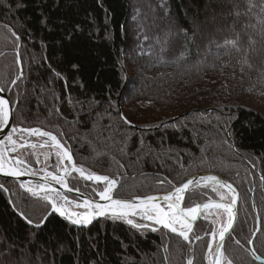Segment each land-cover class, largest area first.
Masks as SVG:
<instances>
[{
	"label": "trees",
	"instance_id": "1",
	"mask_svg": "<svg viewBox=\"0 0 264 264\" xmlns=\"http://www.w3.org/2000/svg\"><path fill=\"white\" fill-rule=\"evenodd\" d=\"M4 1L7 6L0 0V85L5 90L11 86L9 98L14 104L18 102L16 124L52 132L74 162L89 172L121 177L113 193L117 198L166 193L172 190L168 181L178 186L192 175H219L239 194L237 225L223 251L232 264H262L255 257L264 260V114L248 104V97L264 98V0H252L250 18L241 19L260 30L259 38L252 36L255 43L249 44L250 34L237 23L232 32L218 37L216 44L221 46L200 65L193 64L195 51L202 49L214 32L206 29V35L194 37L182 8L187 6L199 24L206 0H164L165 7H161V0ZM132 2L146 3L162 16L173 13L179 30H187L186 39L175 36L168 46L172 54L180 56L178 66L168 58L152 61L156 50L152 37L160 35L163 24L136 29L133 24L142 11L137 8L130 20ZM219 7L217 12L213 6V11L224 14L225 9L221 4ZM223 7L227 8L226 4ZM45 18L46 26L40 23ZM222 25L220 30L226 31V23ZM12 32L20 39L16 40ZM237 33L246 55L231 46L222 47ZM36 58L40 59L38 65L31 66ZM74 64L78 71L72 70ZM17 76L21 79L11 84ZM31 88L48 102L47 106L33 93H25ZM69 100L74 106L83 100L93 107L90 112L74 114ZM121 113L133 126L120 120ZM233 113L238 119L232 121V135L227 137L233 145L230 148L223 143L218 127L212 129L207 123H212L214 116L223 120ZM21 117L23 124L18 123ZM198 120L209 125L203 130L206 139L200 138L196 146L184 133L188 141L181 143L174 127ZM117 128L120 133L116 148H112L117 155L114 165L108 153L91 159V142ZM140 135L153 147L162 136L165 145L185 149L191 156L171 155L163 164L135 158ZM125 149L127 154H123ZM69 180L71 187L86 193L94 188L76 176ZM0 184L7 189L0 188V264L8 260L11 246L9 260L14 264H24L22 259L26 264H187V243L161 229L137 230L104 218L81 229L56 214L36 229L19 211L38 222L49 211L48 203L24 192L17 183ZM214 195L212 185L191 187L184 204L193 206ZM252 200L260 221L252 241L254 252L249 246L257 229ZM211 228L209 217L195 226L199 235ZM205 246L206 239L193 245L194 264H205Z\"/></svg>",
	"mask_w": 264,
	"mask_h": 264
},
{
	"label": "snow or ice",
	"instance_id": "2",
	"mask_svg": "<svg viewBox=\"0 0 264 264\" xmlns=\"http://www.w3.org/2000/svg\"><path fill=\"white\" fill-rule=\"evenodd\" d=\"M164 0H161V7H165ZM42 25H47V18L42 19L40 21ZM175 23V22H173ZM79 26L77 25V28ZM179 28V25H176ZM182 31L186 34L187 30L182 29ZM179 34V33H177ZM12 35L16 37V40H19L20 37L12 32ZM71 39V36H69ZM147 39V37H145ZM243 41L239 33L236 34L235 39L225 40L224 45L222 47H233L235 50L240 53L244 52L246 55V51L241 47ZM255 41L249 38V44H254ZM220 47V45H218ZM19 62V61H18ZM73 71H78V65H72ZM57 77H60V73H55ZM21 79L20 76H17L15 79L11 81V84L16 85L17 82ZM4 88H0V92H3ZM18 102L16 104V109H18ZM15 110L12 106V102L9 99L0 98V129L6 128L9 126L10 119H14ZM238 116L236 114H230L223 118L222 121L218 123V134H222L224 139L223 143L227 144L230 148L233 145L229 142L227 137L232 135V121L237 120ZM120 120L123 121L124 124H131V121L127 119L122 113L120 115ZM19 124L25 123L24 118L21 117ZM27 133L28 135H39L40 137H47L48 141L51 142V147L55 149V155L57 157V172H45L43 177V183H41L37 190H34L33 186H25L24 183H20V188L25 189L29 192H32L34 196H38L40 192H43L44 195L41 197L44 201L51 205V211L45 213V215L37 222L34 219L30 218L23 211H19V215L31 226L36 229L42 228L50 215L58 214L64 220H66L70 226H75L77 228H87L90 226L94 220L98 218H104L106 220L110 219L112 222H123L127 225L131 226L133 229H147L150 227L148 223L144 222H136L134 218H139V221H150L154 225H159L164 229H167L169 232L176 234L183 241L189 242V244L194 243L195 241H202L204 238L196 232L194 227V222L197 220L198 213H200V209H208L215 208L217 210H222V214L227 216L226 223H223L219 228L213 227L210 229L211 235L215 240V249L213 248V243L211 241L208 242L207 248L208 253L207 257L209 259V264H232V261L228 259L224 252L221 251L224 248V239L226 234H229L230 230L233 229V221H234V212L233 205L237 203L239 194L236 192V189L233 188L231 184L223 182L219 180L214 175H205L201 176L198 180L188 179L186 183H181L180 186H176L168 181L171 185L172 190L168 191L163 196V201L166 204V208L161 206L160 204L154 203L155 197L148 195L144 198H139V202H133L126 199L114 198L113 192L114 190H118L117 179H111L107 175H96L92 172H89L87 169L83 167H77L73 163V156L70 151L61 144L60 140H58L57 136L54 135L50 131H41L38 128H19L12 127L10 133H8L3 139H0V173L6 176H11L14 178H18L23 176L28 171L26 168L21 167L26 162L23 158H18L15 160V165L10 167L11 160L8 159V151L15 153L17 151V141L13 139V134L17 133ZM48 141H45L41 147H44L48 144ZM10 146V148H9ZM32 148H35L36 145H30ZM20 148H24V144L19 145ZM47 159V157H45ZM67 160L69 164L72 165L71 170L67 166H64L62 170V174L60 171V165ZM79 173L80 178L85 181H101L104 182V186L102 189L93 188L92 191L99 195L100 200L106 201V204L96 203L90 199H85L82 204L75 203L72 200H69L67 195L55 192L52 194L51 182H55L60 184L62 187L66 188L68 191H77L79 192V188L70 187L71 181L68 179L71 177V174ZM87 173V174H86ZM30 174L35 175V172ZM213 182L212 190L216 192L220 196L219 203H205L203 205L197 203L195 207L186 206L184 208L181 207V201L185 200V193L189 190L190 186L196 187L200 185V182ZM162 185L164 181H159ZM207 186V185H205ZM0 188L7 191L3 185H0ZM226 191H221V190ZM73 205L76 208H84L85 211L79 212L72 210ZM207 215L205 219H207ZM219 223L218 219L211 220L212 225H216ZM152 231H156L157 228L152 227ZM206 232L208 229H204ZM191 234V236H190ZM218 235V239H216ZM235 243L239 244L240 241L236 240ZM249 243H252L250 240ZM190 251L191 248L189 249ZM255 256V254L253 253ZM256 259H260V257H255ZM187 264H194V260L192 257L187 258Z\"/></svg>",
	"mask_w": 264,
	"mask_h": 264
},
{
	"label": "rangeland",
	"instance_id": "3",
	"mask_svg": "<svg viewBox=\"0 0 264 264\" xmlns=\"http://www.w3.org/2000/svg\"><path fill=\"white\" fill-rule=\"evenodd\" d=\"M206 2L207 3H206L205 8H203V10L200 12V14H203L204 17L202 21H200L199 24H197L195 21L197 18L196 15L189 13L187 6L182 8V15L183 17H185L187 24L193 28L194 37H196L197 39H200L201 36L206 35V29H210V30L212 29V31L214 32L213 36L209 35L208 42L203 46V48L197 49L195 51L196 58L194 59L193 64L194 63L196 65L204 64L205 61L211 57L212 53H214L219 48L218 45L216 44L218 37L222 36V34L225 32L226 33L232 32L235 29L237 23L242 24L243 29L245 28L247 29L248 33L250 34L248 36V39L249 38L252 39V36H257V35H258L257 38L260 37L261 33L256 25L243 23L241 21V19L243 18L244 19L250 18V14H251L250 10L253 5L252 0H206ZM3 3H5V5L7 6V1L3 0ZM131 4L132 5H131L130 20L133 19V15L137 8H140L142 11V15L138 18L137 22L133 24L136 29H139L140 31L141 29L148 30V28L154 25H158L159 23L163 24L164 30L160 33V35H156L152 37L151 44L156 49L152 56V61L160 62L162 58H168L171 63L178 66V64L180 63L179 62L180 56H177L174 53L172 54L171 53L172 51L168 47L171 41L173 40V38H175V36L179 35L182 39H186V35L182 33L179 30V28L177 29L176 27V25L179 24V20L176 18V15L171 13L170 16L169 15L162 16L158 14V12H156L152 6H149L146 3L140 4V3L132 2ZM220 4H221V8L225 9L224 14L223 13L217 14L213 11V6H215V9H217L216 11L218 12V9H220L219 7ZM224 4H226L227 8L229 7V12L227 8L223 7ZM223 23H226L227 25L226 31H222L219 28L220 24L221 26H223L222 25ZM38 61H40V59L38 58L34 59L31 62L32 64L31 66H37ZM184 65H188V64L185 63ZM34 91L35 90L32 88L25 89V93L27 94L33 93L39 102H42L43 105L47 106L48 102L44 101V99L41 96H39L38 93ZM248 98L251 99V100L248 99L249 100L248 104L251 107L256 108V110L260 111L262 114H264V98H261L260 96H257V95H251ZM69 104L71 105V110L74 112V114H78L81 111L83 112V110L86 112H90V110L93 107L92 105L85 103L83 100L80 101L79 106H76V105L74 106L71 100H69ZM81 108L83 109L80 110ZM220 121H222L220 116H214L212 119V123H207V124L209 125L211 124L210 127L214 129L218 127V123ZM208 126H206V123H204V120H198L195 122V124H190V125L183 124L180 126L176 125L174 127V132L180 136V139H181L180 141L183 144L187 143L188 141V139H185V137H183V134L187 133L189 135V140L194 145L197 146V142L200 140V138L206 137L204 136L205 133L203 130L206 129ZM109 131H110L109 135L103 136L99 140H93L91 142L90 149H91L92 158L91 157L90 158L96 159L99 156H101L103 153H108L111 163L112 165H114V159L117 160V155L113 153L112 148H116L118 144L116 138L118 137L120 133V129L118 128L110 129ZM161 137L156 139V142L153 147L152 145H150L151 143H149L144 136H141V135L138 136L137 140L139 142V146H138L137 151L134 154L135 158H142V159L149 158L160 164H163L168 160L169 156L171 155L176 156L177 154H181V156H185V157L191 156V153L185 149L175 148L173 146L165 145L163 138ZM13 139L17 141L18 147L15 153L11 151H8L7 153L8 159L11 160L10 166H16L15 160L18 158H23L26 163L22 165L21 167L26 168L28 170L27 171L28 173L34 172L33 167H41V168H47V169L49 167L56 168L57 157L55 155V149H53L49 145L50 144L49 142L47 146L41 147V145L45 143V140H44L45 138L36 136V135H28L27 133L22 134L19 131H17V133L13 134ZM161 143H164V144L161 145ZM20 144H24V148H20L19 147ZM32 144H35L36 147L32 148L30 146ZM200 148L201 147H199V149ZM127 152L128 150L125 149L123 151V154H127ZM45 157H47V159ZM63 163L68 164L67 160H65ZM61 165H60V170H61ZM32 186L34 190H37L38 186L36 184H32ZM199 186H205V185L200 184ZM23 191L34 196L32 192L26 191V188L23 189ZM214 193H215L214 196L220 198V196L216 192ZM68 198L69 200H72L75 203H77L76 200L70 197ZM48 205H49V210H51V205L50 204ZM72 210L81 212L84 209L76 208L73 205ZM206 215L207 217H209L210 222L213 219H218L219 223L214 225V227L216 228H219L223 223H226L227 221V216L225 214H222V210L210 209L206 211L204 218ZM3 242H6L5 239L3 240ZM186 245L188 247V250L191 248L192 251L189 250V254H190L189 257H192L193 245L189 243H187ZM7 252H8V260H6L5 264H14L12 260H9L11 254L13 253V246H11ZM204 253H205V250H204ZM203 260H204V254H203ZM21 261L22 263L26 264L24 259H22ZM208 262H209V259H208Z\"/></svg>",
	"mask_w": 264,
	"mask_h": 264
},
{
	"label": "water",
	"instance_id": "4",
	"mask_svg": "<svg viewBox=\"0 0 264 264\" xmlns=\"http://www.w3.org/2000/svg\"><path fill=\"white\" fill-rule=\"evenodd\" d=\"M19 66H20V70H21V64H20V62H19ZM0 88H2L1 86H0ZM11 89V88H10ZM10 89L6 92L5 90L3 91V92H0V98H5V99H9V92H10ZM10 100V99H9ZM11 101V100H10ZM12 106H13V108H15L14 107V105L12 104ZM12 127H16V119H15V117H14V119H10V123H9V126L8 127H6V128H3V129H0V139H3L8 133H10L11 132V130H12ZM0 147H3V145H0ZM73 163H74V161H73ZM75 164V163H74ZM71 165V164H70ZM76 165V164H75ZM77 166V165H76ZM71 167H72V165H71ZM78 167V166H77ZM71 170V169H70ZM45 171V170H44ZM62 174V173H61ZM72 174H77V175H79V173H75V172H73ZM87 174V173H86ZM205 175H214V176H216L219 180H221V181H223V182H226V183H228V184H231L230 182H228V181H225L223 178H221L219 175H217V174H212V173H204V174H199V175H194V176H192V177H189L188 179H194V180H198L201 176H205ZM80 176V175H79ZM111 179H113V178H111ZM120 179L121 178H118L117 180L118 181H120ZM187 179V180H188ZM187 180L186 181H184V183H186L187 182ZM0 181H15V182H24V183H33V182H40V181H43L42 179H40V178H38V177H35V176H32V175H29V174H25V175H23V176H20V177H18V178H14V177H11V176H6V175H3L2 173H0ZM88 182H90V183H93V184H104V182H101V181H88ZM200 184H212L213 185V182H211V181H208V182H204V181H201L200 182ZM51 189H52V193H55V192H63V193H66V194H68V195H70V196H72V197H74L75 199H77V200H79V201H81V202H84V200L85 199H90V200H92V201H94V202H96V203H100V204H106L107 202L106 201H103V200H100V198H99V195L97 194V199H93V198H90V197H88V196H85V195H83L82 193H80V192H77V191H75V190H73V191H68L66 188H64V187H62L60 184H57V183H55V182H51ZM180 186V185H179ZM191 187V186H190ZM234 188V187H233ZM224 191H226V190H224ZM236 192L238 193V191L236 190ZM253 194V193H252ZM165 195V194H164ZM164 195H160L158 198H155V200H154V203H157V204H162V203H164V201H163V196ZM126 200H130V201H133V202H136V203H138L139 202V198H134V199H126ZM220 202V198H218V197H210V198H207L206 200H204L202 203H200L201 205H203V204H205V203H210V204H214V203H219ZM238 204H239V196H238V200H237V203L235 204V205H233V212H234V221H233V229H231L230 230V232H229V234H226V236H225V239H224V243H225V241L233 234V232H234V230H235V228H236V225H237V221H238ZM252 205H253V211H254V215H255V218H256V223H257V229H256V231L253 233V235H252V238H251V241H253V238L255 237V235L257 234V232L259 231V224H260V221H259V218H258V213H257V209H256V206H255V204H254V202H253V200H252ZM165 207H166V204H165ZM181 207L182 208H184L185 206H184V201H181ZM209 209H212V208H208V209H204V208H201L200 209V213H204L205 214V212L207 211V210H209ZM51 211V210H50ZM49 211V212H50ZM56 215H58V214H56ZM59 216V215H58ZM203 215L202 214H199L198 213V216H197V220L194 222V227H195V225L200 221V219H202L203 217H202ZM60 217V216H59ZM60 218H62V217H60ZM63 219V218H62ZM100 218H98V219H96V220H94L93 222H95V221H97V220H99ZM64 220V219H63ZM64 221H66V220H64ZM67 222V221H66ZM68 223V222H67ZM159 226V225H158ZM160 228H162L161 226H159ZM164 229V228H163ZM164 230H166V231H168L167 229H164ZM169 232V231H168ZM169 233H171V232H169ZM172 235H174V236H176V234H174V233H171ZM191 235V234H190ZM203 238L204 239H207V238H209V241H211L212 243H213V247H214V249H215V240L213 239V237H212V235H211V233H209L208 235H204L203 236ZM219 237H218V235H217V237H216V239H218ZM249 246H250V250L252 251V252H254V250H253V246H252V243H249ZM221 251L223 252V248L221 249ZM207 253H208V248H206V250H205V253H204V261H205V263L206 264H209V262H208V257H207ZM257 261L259 262V263H262V264H264V260L263 259H257Z\"/></svg>",
	"mask_w": 264,
	"mask_h": 264
},
{
	"label": "flooded vegetation",
	"instance_id": "5",
	"mask_svg": "<svg viewBox=\"0 0 264 264\" xmlns=\"http://www.w3.org/2000/svg\"><path fill=\"white\" fill-rule=\"evenodd\" d=\"M49 170L57 171V168H52V167H50ZM39 174H40V175H43L42 172H39Z\"/></svg>",
	"mask_w": 264,
	"mask_h": 264
}]
</instances>
